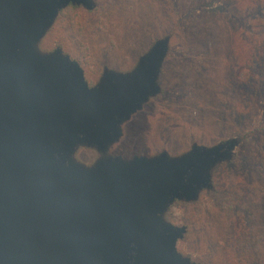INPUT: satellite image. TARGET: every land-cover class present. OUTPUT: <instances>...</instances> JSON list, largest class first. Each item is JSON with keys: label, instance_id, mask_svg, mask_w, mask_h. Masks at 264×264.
<instances>
[{"label": "water", "instance_id": "95a60500", "mask_svg": "<svg viewBox=\"0 0 264 264\" xmlns=\"http://www.w3.org/2000/svg\"><path fill=\"white\" fill-rule=\"evenodd\" d=\"M94 0H0V264H199L165 218L177 200L212 187L238 139L177 156L109 153L123 124L158 94L169 38L128 72L90 85L81 64L40 40L69 5ZM95 147L92 165L75 158Z\"/></svg>", "mask_w": 264, "mask_h": 264}, {"label": "rangeland", "instance_id": "374dc122", "mask_svg": "<svg viewBox=\"0 0 264 264\" xmlns=\"http://www.w3.org/2000/svg\"><path fill=\"white\" fill-rule=\"evenodd\" d=\"M68 6L39 42L61 47L90 85L106 68L128 72L160 39L169 49L160 91L123 124L109 153L132 158L238 139L212 170V187L175 201L177 248L199 264H264V0H94ZM248 134V135H246ZM95 147L75 158L92 165Z\"/></svg>", "mask_w": 264, "mask_h": 264}, {"label": "trees", "instance_id": "16d2710c", "mask_svg": "<svg viewBox=\"0 0 264 264\" xmlns=\"http://www.w3.org/2000/svg\"><path fill=\"white\" fill-rule=\"evenodd\" d=\"M69 6H76V5H72V4H71V5H69ZM62 11H63V10H62ZM246 135H248V134H246Z\"/></svg>", "mask_w": 264, "mask_h": 264}]
</instances>
